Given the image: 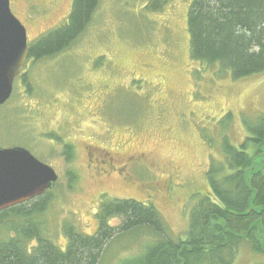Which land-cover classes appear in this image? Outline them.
<instances>
[{
	"label": "rangeland",
	"instance_id": "374dc122",
	"mask_svg": "<svg viewBox=\"0 0 264 264\" xmlns=\"http://www.w3.org/2000/svg\"><path fill=\"white\" fill-rule=\"evenodd\" d=\"M147 1L100 0L67 50L27 60L31 89L19 77L0 106V146L25 147L59 175L42 230L63 249L67 225L94 234L100 204L115 198L154 204L167 235L185 238L191 210L210 191V166L224 161L222 139L245 143V122L264 113V73L235 79L191 57L193 0H169L159 11L147 10ZM73 3L11 0V7L34 44L69 21ZM110 154L118 168L134 158L116 171ZM150 233L117 234L100 264H139ZM235 251L231 264H264L248 242Z\"/></svg>",
	"mask_w": 264,
	"mask_h": 264
},
{
	"label": "trees",
	"instance_id": "16d2710c",
	"mask_svg": "<svg viewBox=\"0 0 264 264\" xmlns=\"http://www.w3.org/2000/svg\"><path fill=\"white\" fill-rule=\"evenodd\" d=\"M168 1L148 0L147 10L159 11ZM99 5L100 0H74L69 21L30 44L29 58L67 50L92 22ZM187 22L193 59L218 63L235 79L264 73V0H193ZM26 78L20 79L30 90ZM245 125V143L234 146L222 139L224 161L210 166L211 192L191 210L185 238L167 235L154 204L115 198L100 204L94 234L67 225L69 240L63 249L42 230L52 199L48 191L0 212V264H100L117 234L138 228L151 230L150 249L139 264H231L236 247L244 242L264 255V113ZM113 217L122 218L119 226L109 225Z\"/></svg>",
	"mask_w": 264,
	"mask_h": 264
},
{
	"label": "water",
	"instance_id": "95a60500",
	"mask_svg": "<svg viewBox=\"0 0 264 264\" xmlns=\"http://www.w3.org/2000/svg\"><path fill=\"white\" fill-rule=\"evenodd\" d=\"M28 57L26 27L13 13L10 0H0V105L11 97ZM57 179L56 171L26 148L0 146V212L44 194Z\"/></svg>",
	"mask_w": 264,
	"mask_h": 264
},
{
	"label": "flooded vegetation",
	"instance_id": "af4514ba",
	"mask_svg": "<svg viewBox=\"0 0 264 264\" xmlns=\"http://www.w3.org/2000/svg\"><path fill=\"white\" fill-rule=\"evenodd\" d=\"M28 60H30V61H32L31 60V58H28ZM26 65H28L27 63H26ZM25 65V66H26ZM19 77H20V75H19ZM105 154V156H107L106 155V153H104ZM110 156H111V160H110V158L108 159V161L106 162L107 164H108V166H110L111 168H113V169H115L116 171H118V170H121V171H124L126 168H127V166L129 165V162L134 158V156H129L127 159H126V161H127V163H126V165L122 168H118L117 166H114V158H113V156L110 154ZM117 179H120V180H122L123 182H125L123 179H122V177H120V178H117Z\"/></svg>",
	"mask_w": 264,
	"mask_h": 264
}]
</instances>
